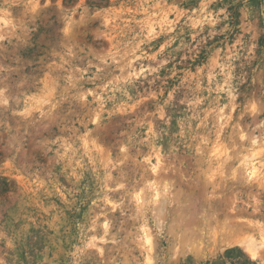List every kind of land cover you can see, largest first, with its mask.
Listing matches in <instances>:
<instances>
[{"label": "rangeland", "instance_id": "rangeland-1", "mask_svg": "<svg viewBox=\"0 0 264 264\" xmlns=\"http://www.w3.org/2000/svg\"><path fill=\"white\" fill-rule=\"evenodd\" d=\"M0 264H264V0H0Z\"/></svg>", "mask_w": 264, "mask_h": 264}, {"label": "bare ground", "instance_id": "bare-ground-1", "mask_svg": "<svg viewBox=\"0 0 264 264\" xmlns=\"http://www.w3.org/2000/svg\"><path fill=\"white\" fill-rule=\"evenodd\" d=\"M252 175H253V172H252ZM167 190L170 192L171 189H168V188H167Z\"/></svg>", "mask_w": 264, "mask_h": 264}]
</instances>
